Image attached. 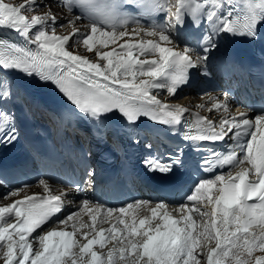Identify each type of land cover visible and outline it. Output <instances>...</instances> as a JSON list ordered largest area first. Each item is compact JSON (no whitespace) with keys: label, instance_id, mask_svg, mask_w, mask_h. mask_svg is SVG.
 Listing matches in <instances>:
<instances>
[{"label":"snow or ice","instance_id":"6c2138e0","mask_svg":"<svg viewBox=\"0 0 264 264\" xmlns=\"http://www.w3.org/2000/svg\"><path fill=\"white\" fill-rule=\"evenodd\" d=\"M125 4L140 15L128 14ZM59 6L74 15L67 25L73 29L70 35L56 34L50 4L0 0V144L18 139L12 106L20 74L53 85L72 113L97 127L112 119L130 126L148 120L193 145L231 140L226 153L211 151L202 161L205 171H228L196 183L186 197L190 204L176 205V215L164 202L106 208L83 199L53 225L52 218L64 211L66 192L54 194L43 178L38 181L42 194L22 196L31 185L11 189L0 197L16 198L0 206V264H205L201 256L206 264H264V111L252 118L247 112L232 116L227 93L223 101L209 96L211 107L197 108L218 113L215 121L159 98L160 92L177 97L198 72L209 76V54L221 39L255 42L264 37V0H60ZM142 17L160 22L146 25ZM82 19L89 32L76 27ZM183 32L198 34L196 46L182 41ZM72 37L95 59L69 50ZM118 41L124 43L102 50ZM143 163L150 172L170 176L182 160L177 154L167 162L152 157ZM94 175L88 169L70 187L83 192ZM142 208L150 215L138 218ZM114 214L115 223L102 227ZM112 241L106 256L93 250Z\"/></svg>","mask_w":264,"mask_h":264},{"label":"bare ground","instance_id":"6f19581e","mask_svg":"<svg viewBox=\"0 0 264 264\" xmlns=\"http://www.w3.org/2000/svg\"><path fill=\"white\" fill-rule=\"evenodd\" d=\"M60 11V10H59ZM61 12V11H60ZM62 15L64 16V19L66 18V16H69V15H65V13H64V11L62 10ZM56 24L57 25H59V23H61L62 22V19L60 18H58V19H56ZM78 28V27H77ZM79 29V28H78ZM131 42H136V40H133V41H131ZM120 43H124V41L123 42H121V41H118L117 42V45H113V46H115V47H118V44H120ZM215 62H216V57H215ZM212 75H213V79L215 78V75L213 74V72H212ZM18 77L19 78H21L22 77V81L23 80H25V83H30L31 81H37V78L36 77H25V76H22V75H18ZM215 80V79H214ZM206 82H205V80L202 78L201 79V82H200V85H202V84H205ZM222 85V83H221V81H218V82H216V81H214V83H213V85H211L210 87H213V86H221ZM16 88L17 89H19V88H23L22 86H18V85H16ZM17 92V91H16ZM181 92L179 91L178 93H177V95H179ZM210 94V95H209ZM208 95H206L205 96V98L202 96V97H195V94H194V92H190V93H186L185 94V96L184 97H180V98H177V97H172V98H168V97H166L165 95L164 96H160V94H159V98L163 101V102H170V103H178V104H180V105H182V106H186V107H190V108H192L193 106H195V107H197V105H200V104H205V101L208 99V101L210 102V100H209V96H211V97H215V98H217V99H219L220 101H223L224 99H223V95H224V93L223 92H221L220 90H218V91H214V92H211V93H209ZM228 101V100H227ZM207 105V107H211V102H210V104H206ZM206 107V108H207ZM230 112V115H232V116H236L235 115V113L234 112H232V111H229ZM244 112H247V111H244ZM204 113H206V115H208V117L209 118H211V119H213V120H215V121H218L219 119H220V115L218 114V113H216V112H209V111H205ZM52 189H53V192H54V194L55 193H59L60 191H66L67 189L66 188H63V189H58V188H53L52 187ZM41 192H43V190H42V188L38 185V186H34V187H31V188H28V189H25V192L24 193H22L21 195L23 196V195H36V194H40ZM13 199L14 198H9V200L5 203V204H0V206H3V205H6V204H9V203H12V201H13ZM78 203L76 202V201H72V202H70L69 203V208L71 209L70 211H72L75 207H76V205H77ZM155 205V203H151V205L149 206V207H151V206H154ZM175 206H173V207H168V211L169 212H173V214L174 215H176V213L174 212V209L173 210H171V208H174ZM115 215H117V214H114V218L111 220V221H109L108 223H104L103 225H101L102 227H104V228H109L110 226H111V224L112 223H115ZM145 215H150V211L148 210V209H140V210H138V218H142L143 216H145ZM82 218H83V220L84 221H86V222H88L89 221V216L87 215V214H83V216H82ZM137 222H138V220H137ZM157 223L159 222V221H156ZM122 227V226H121ZM69 230H71V229H69ZM82 242V241H81ZM85 242V241H84ZM83 243V242H82ZM209 246H211V247H213L214 246V241L209 245ZM99 249H100V247L99 246H96V247H94V251H97L98 252V254H99ZM200 249H197V253H198V251H199ZM107 252L108 251H103V253L105 254V256H106V254H107ZM257 255H259V253H257Z\"/></svg>","mask_w":264,"mask_h":264},{"label":"rangeland","instance_id":"374dc122","mask_svg":"<svg viewBox=\"0 0 264 264\" xmlns=\"http://www.w3.org/2000/svg\"><path fill=\"white\" fill-rule=\"evenodd\" d=\"M21 1H23V0H9V2H11V3H14V4H19V3H21ZM41 2H45V3H48V4H50L51 5V11L53 12V14L56 16V19H62V22L61 23H59V25L60 24H65L66 25V27H63V28H61V27H59V25H57V28H56V30L58 31V32H64V31H67V32H64L63 34H61V35H70L71 34V30L70 29H72V27L71 26H67L68 25V21L69 20H71V19H73L72 17H69V19H64V16L62 15V10L61 9H59L58 7H56V6H54V5H52L53 4V2L51 1V0H41ZM61 12H60V11ZM45 11H47V9H45ZM57 22V21H56ZM77 23H79L80 24V22H78V21H76V25H78ZM69 30V31H68ZM89 31V29L88 28H86L85 27V29L83 30V33H86V32H88ZM76 39V37H72V39L69 41V44L71 45V47H70V49L69 50H72L73 49V47H75L76 45L73 43V41ZM80 46V45H79ZM80 49H81V47H80ZM103 51H106L107 49H102ZM74 51H80L78 48L77 49H75ZM79 54H81V55H84V56H88L90 59H95V56H94V52H92V53H90V52H88V51H81V53H79ZM82 242H84V241H82ZM200 252V250L198 251V253ZM203 258H204V256H202V262H205L204 260H203ZM205 264H206V262H205Z\"/></svg>","mask_w":264,"mask_h":264}]
</instances>
